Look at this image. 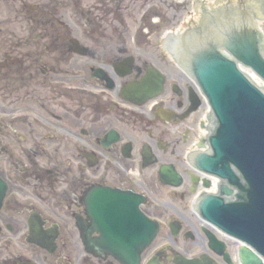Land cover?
<instances>
[{"label": "flooded vegetation", "instance_id": "obj_1", "mask_svg": "<svg viewBox=\"0 0 264 264\" xmlns=\"http://www.w3.org/2000/svg\"><path fill=\"white\" fill-rule=\"evenodd\" d=\"M193 7L0 0V264H130L103 225L121 232L104 218L126 194L158 226L135 264H242L196 209L224 182L196 166L213 116L185 38H216L226 13L201 12L189 35Z\"/></svg>", "mask_w": 264, "mask_h": 264}, {"label": "water", "instance_id": "obj_2", "mask_svg": "<svg viewBox=\"0 0 264 264\" xmlns=\"http://www.w3.org/2000/svg\"><path fill=\"white\" fill-rule=\"evenodd\" d=\"M242 1L252 7L258 4V0ZM221 28L209 33L217 36L214 39L194 36V31L185 33L193 36L185 38L187 57L182 64L207 97L213 116L210 150L200 153L196 166L224 182L220 194L204 195L196 209L204 219L243 242V264H264V88L240 68L245 66L264 80V34L246 14L233 16ZM129 197H120L125 206L104 218L116 220L121 232L114 223L103 225L112 239L124 236L125 262L135 264L158 227L138 209L143 199H137L131 208ZM209 236L215 247L216 238Z\"/></svg>", "mask_w": 264, "mask_h": 264}, {"label": "rangeland", "instance_id": "obj_3", "mask_svg": "<svg viewBox=\"0 0 264 264\" xmlns=\"http://www.w3.org/2000/svg\"><path fill=\"white\" fill-rule=\"evenodd\" d=\"M192 9H190V13H191ZM262 27L264 29V21L262 22Z\"/></svg>", "mask_w": 264, "mask_h": 264}]
</instances>
